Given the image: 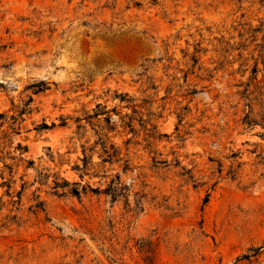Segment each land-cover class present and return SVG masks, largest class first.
<instances>
[{"label": "rangeland", "instance_id": "rangeland-1", "mask_svg": "<svg viewBox=\"0 0 264 264\" xmlns=\"http://www.w3.org/2000/svg\"><path fill=\"white\" fill-rule=\"evenodd\" d=\"M262 46L264 0H0V264H264ZM97 103L115 200L53 188L104 186L71 169Z\"/></svg>", "mask_w": 264, "mask_h": 264}, {"label": "trees", "instance_id": "trees-1", "mask_svg": "<svg viewBox=\"0 0 264 264\" xmlns=\"http://www.w3.org/2000/svg\"><path fill=\"white\" fill-rule=\"evenodd\" d=\"M252 31H259L257 28H253ZM264 49V47L262 46ZM257 65L254 67V72H256ZM256 79V77H253ZM49 82L45 79H40L38 81L30 83L27 88L32 90V93H38L46 90L49 87ZM127 96V94H126ZM126 101L124 107H131L133 112H136V104L132 103L131 97L127 96L125 99H121V102ZM32 102L31 96L27 101L24 102L23 106L17 110V115H19L20 119L24 113L29 112L30 104ZM249 107L250 104L248 105ZM109 111L105 105L101 103H97L91 113L86 114L83 118L76 119V127L77 129H85V124H88L90 128L94 131L95 139L92 145H86L84 143L81 144L82 147V156L78 157L80 163H74L71 166V169L75 171L78 176L83 179L85 176L89 178L98 176L100 180H104L103 187H95L92 188L89 183L80 184V182H70L64 177H61V180L53 181V188H67V192L74 196H79L81 193H86L87 191L95 192V193H104L106 195L111 196L113 200H115L119 195H123V191L125 189L124 185L121 182L119 173H115L113 176L109 177L106 172V164H113L115 162L123 161L122 169H128V160L123 159V157H119L120 152L118 151L117 146L112 142L111 136L108 135L109 132L115 130L116 124L113 123L115 120L109 114ZM119 118L121 120L122 128H128V130H133V118L128 116L126 113L120 115L118 112ZM11 118L16 119L13 115ZM84 119L85 124L81 123V120ZM140 122H143L144 119L140 118ZM247 124H255L249 123ZM63 125V123L61 124ZM55 126L52 122L51 125L44 123L42 126H38V131L48 130ZM153 127V126H152ZM89 140H86L88 142ZM94 153L98 154V161L93 160ZM109 178L107 181L106 179ZM253 251L254 256H258L261 250V246L253 247L250 249ZM248 254H242L237 257L235 263L241 259H247ZM249 260V259H247Z\"/></svg>", "mask_w": 264, "mask_h": 264}]
</instances>
